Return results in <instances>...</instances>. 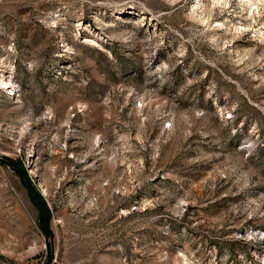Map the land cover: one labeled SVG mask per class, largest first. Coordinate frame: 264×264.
<instances>
[{
	"label": "rangeland",
	"instance_id": "374dc122",
	"mask_svg": "<svg viewBox=\"0 0 264 264\" xmlns=\"http://www.w3.org/2000/svg\"><path fill=\"white\" fill-rule=\"evenodd\" d=\"M0 264H264V0H0Z\"/></svg>",
	"mask_w": 264,
	"mask_h": 264
},
{
	"label": "trees",
	"instance_id": "16d2710c",
	"mask_svg": "<svg viewBox=\"0 0 264 264\" xmlns=\"http://www.w3.org/2000/svg\"><path fill=\"white\" fill-rule=\"evenodd\" d=\"M12 163V166L16 169V171L19 173V175L23 178L24 184L28 187L29 193L32 198L37 200L39 206H40V214H39V220L41 223V226L43 230L50 234L51 229H50V221H51V210L48 207L47 203L43 200V198L35 193V188L30 181L28 174L26 170L24 169L21 164H16V162H10Z\"/></svg>",
	"mask_w": 264,
	"mask_h": 264
},
{
	"label": "bare ground",
	"instance_id": "6f19581e",
	"mask_svg": "<svg viewBox=\"0 0 264 264\" xmlns=\"http://www.w3.org/2000/svg\"><path fill=\"white\" fill-rule=\"evenodd\" d=\"M5 83H9V81L5 80Z\"/></svg>",
	"mask_w": 264,
	"mask_h": 264
}]
</instances>
